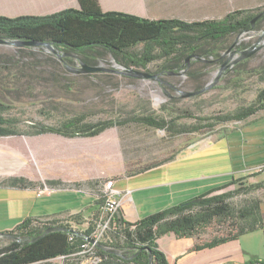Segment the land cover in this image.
Here are the masks:
<instances>
[{
  "label": "rangeland",
  "instance_id": "374dc122",
  "mask_svg": "<svg viewBox=\"0 0 264 264\" xmlns=\"http://www.w3.org/2000/svg\"><path fill=\"white\" fill-rule=\"evenodd\" d=\"M176 6H180L179 10L186 14L174 17L188 21L219 20L230 11L242 10L246 14L262 12L264 0H188ZM232 43H237L241 51L254 49L252 55L236 68L264 64V17L257 21L254 30L230 34L213 42L212 46L222 54ZM142 45L139 43L128 50L140 52ZM56 52L58 54L49 46L0 43V99L13 106L4 115L17 118V128L21 132L0 136V185H8L12 178L22 177L24 182L21 184L34 189L39 197L52 194L57 197L74 196L77 201L73 213L80 215L79 223L72 220L69 211L50 216L57 215L63 224H69L75 230L83 231L89 225L94 226L91 235L93 240L85 245L84 250L38 264H93L99 260L93 243L107 241L109 221L102 206L94 203L102 199L103 186L109 179L114 181L115 188L119 185L123 187H120L121 191L115 189L116 195L124 199L131 196L130 201L132 197L139 199L145 214L185 200L183 198L186 197L174 196V188L179 189L174 184L170 187L160 186L156 190L132 191V194L126 189L161 181L163 176L160 166L136 173L162 161L167 164L180 151L191 146H203L209 141L223 139L234 153L240 151V155L234 156L238 167L234 177L238 180L214 193L240 188L230 199L231 203L239 208L257 200L264 221L263 110L245 120L217 124L213 130L187 133H170L130 121L106 128L92 137L26 134L33 130L34 123L59 125L80 114H84L85 121L90 122L151 114L172 118L177 127L187 126L196 123L195 117L233 112L251 103L257 91L264 86L259 76H251L238 85L228 86L227 81L235 76L232 71L218 76V63L209 64L206 61L209 57L206 60L192 58L186 68L178 71L179 75L174 74L178 70L174 68L170 69L173 73L162 76L165 82L179 84V90L183 92L197 86L211 85L201 95L186 97L168 85L158 84V80L131 77L110 70L155 72L162 59L153 60L143 68L129 66L121 58L100 48L93 52L86 51V56L91 60L72 52L71 59L63 60L59 56L60 52ZM201 53L205 57L203 50ZM80 61L90 66H100L104 70L94 73L73 72L67 67L81 68ZM190 73H196L198 78L192 79ZM217 76L218 80L215 81ZM163 89H169V94H165ZM221 168L219 165L214 166L205 170L204 174L212 175ZM226 176L217 173L199 178L196 183L215 185L229 175ZM259 182L262 186H254ZM8 242L6 236L0 235V246ZM186 243V238L176 239L173 234L164 235L158 240L163 251L168 248L178 252ZM206 253L197 255L201 257ZM184 255L181 264H194V258L190 256L192 254Z\"/></svg>",
  "mask_w": 264,
  "mask_h": 264
},
{
  "label": "trees",
  "instance_id": "16d2710c",
  "mask_svg": "<svg viewBox=\"0 0 264 264\" xmlns=\"http://www.w3.org/2000/svg\"><path fill=\"white\" fill-rule=\"evenodd\" d=\"M79 3V8L68 7L45 15H0V38L47 43L60 53H76L86 60H91L86 56V51L93 52L100 48L135 67L145 68L149 62L162 59L158 70L166 72L183 68L186 58L189 57L190 60L194 56H202V50L205 56L211 55L215 48L212 46L213 42L233 33L254 30L260 20L252 25L258 13L246 14L242 10L230 11L219 20L148 18L120 11H102L98 0H79ZM139 43L143 44L140 52L128 50ZM232 72L235 76L227 81L228 86L238 85L251 76H259L264 82V64L252 68H235ZM191 77L197 79L198 75L191 73ZM168 90L163 89L167 95ZM12 107L0 99V136L21 134L17 128L19 120L4 115ZM261 110L264 111V86L257 91L251 103L240 106L233 112L195 117L196 123L187 126L177 127L172 118L151 114L94 122L85 121V115L80 114L59 125L34 123L33 130L26 134L52 133L67 137H92L106 128L121 126L130 121L170 133H187L203 129L213 130L217 124L245 120ZM163 164L164 161L156 163L136 174ZM237 180L231 174L221 183L211 185L183 201L144 214L134 221L127 220L118 206L109 219L107 241L93 243L95 254L99 256V260L93 264H177V258L166 255L158 244V239L168 234H173L178 239L193 238L194 243L188 251L194 252L236 240L239 236L257 229L263 230L264 239V221L257 200L238 208L230 199L240 188L214 193ZM23 182L22 177H14L8 185L27 187L21 184ZM254 186L260 187L262 183ZM105 199L106 194L103 193L102 199L96 200L94 204L104 209ZM71 218L77 223L80 222L79 214H73ZM51 227L61 229L45 232ZM93 231L94 226L90 225L83 231L75 230L69 224H63L57 215L45 218L25 217L12 228L0 232V235L9 239L6 245L0 246V264L48 263L58 256L77 254L93 239ZM256 263L264 264V258L259 260L251 257L243 264Z\"/></svg>",
  "mask_w": 264,
  "mask_h": 264
},
{
  "label": "crops",
  "instance_id": "0c3cea01",
  "mask_svg": "<svg viewBox=\"0 0 264 264\" xmlns=\"http://www.w3.org/2000/svg\"><path fill=\"white\" fill-rule=\"evenodd\" d=\"M187 1L98 0V4L102 11H120L148 18H161L185 15L186 12L179 10L181 7L176 5L185 4ZM68 7L79 8V0H0V15L10 17L45 15ZM236 155H240V151L234 153L223 139L209 141L203 146H191L180 151L171 162L159 167L163 176L161 181L131 190L127 188L126 191L132 194V191L156 190L160 186L170 187L174 184V187L179 186V189L174 188V196L178 195L186 197L183 199H187L195 195L194 193L197 194L211 185V183L197 184V179L199 181V178L217 175V173L225 176L234 175L238 170L234 159ZM218 165L222 167L219 172L212 173V175L204 174L206 173L205 170H210V168ZM182 184H184L183 187H181ZM186 184H189V186ZM120 187L119 185L115 188L114 184V189L117 191L122 190L123 187ZM54 195L39 197L36 191L29 187L0 185V232L12 228L28 216L44 217L63 211H69L68 213L71 215L74 214L75 208L73 206L77 201L74 196L57 197ZM117 197L120 200L119 206L127 220L134 221L145 214L142 211L143 206L139 199L135 200L132 197V201H130L131 196L124 199L123 196L118 194ZM79 205H82V203H79ZM186 242L178 252L168 248H164V252L166 251V255L171 258H177V264H181L180 260L184 253L192 254L190 256L194 258V264H243L251 257H257L259 260L264 258L262 229L243 234L236 240L196 252L188 251V248L193 245L194 239L186 238ZM202 252L207 253L201 257L197 255ZM187 254L184 256H187Z\"/></svg>",
  "mask_w": 264,
  "mask_h": 264
},
{
  "label": "flooded vegetation",
  "instance_id": "af4514ba",
  "mask_svg": "<svg viewBox=\"0 0 264 264\" xmlns=\"http://www.w3.org/2000/svg\"><path fill=\"white\" fill-rule=\"evenodd\" d=\"M264 17V11L262 12H259L258 15L254 18L255 20L252 21V25H254L256 22V20H261L262 18ZM240 46L237 44V43H232L231 45H229L227 47V49L221 54L217 51H215L214 49L212 50L211 52V55H208V56H194L193 58H196V59H200V60H206V58H210V59H207L206 61L209 63V64H216L218 63L219 65V70L218 72H221V76L223 74H227L229 71H232L236 68L237 64L240 63L241 61L243 60H246L248 58H245V59H242L240 61H237V62H234L240 55ZM59 56H61V58H63V60H69L72 58L73 54L71 53H60ZM191 59V58H190ZM189 59H186V62H185V65L183 67L186 68L188 65H189ZM81 62V61H80ZM68 68H71V70H73V72H80L79 71V67H71V66H68ZM179 70H182V68L178 69L176 72H174L175 75H179L178 71ZM152 74H156L157 78H154L152 77V79L154 80H158L159 82H157L158 84H161L162 86H165V85H168V87H170L171 89L174 88V90H177L179 94H181L182 96L187 93V92H190V91H186V92H183L181 90H179V87L180 85L179 84H171V83H168V82H165L163 79H162V76L166 75V74H170V73H173V71H166V72H162L160 70H158V67H157V70L155 72H150ZM191 75V73H190ZM205 85L201 86V87H195L193 90L191 91H197L199 89H202L204 88ZM205 92V91H204ZM203 92L199 93V94H194V95H201ZM194 95H191V96H194ZM189 97V96H187Z\"/></svg>",
  "mask_w": 264,
  "mask_h": 264
},
{
  "label": "water",
  "instance_id": "95a60500",
  "mask_svg": "<svg viewBox=\"0 0 264 264\" xmlns=\"http://www.w3.org/2000/svg\"><path fill=\"white\" fill-rule=\"evenodd\" d=\"M0 43H11V44H15L18 46H38V45H42V44L49 46L47 43H41V42H37V41H9V40H5V39H1V38H0ZM49 47L54 53L58 54L54 48H52L51 46H49ZM253 52H254V49L241 51L239 57L234 62H237L241 59L250 57ZM186 59H189V57ZM80 63L82 65L81 68L79 69L80 72H91L92 73V72H98V71L104 70V68H102L100 66H90V65L85 64L82 61ZM110 70L115 71V72H122L128 76L137 77V78H152V77L157 78L156 74H152L150 72H145V71L129 70L127 72H123V71H118L115 69H110ZM220 74H221V72L218 73V76ZM218 76L215 78V81L218 80ZM210 86L211 85H206L204 88L199 89L197 91L187 92L183 96L187 97V96H191L194 94L201 93L205 90H208L210 88ZM58 229H61V228L51 227V228H48L45 232H48L50 230H58ZM90 240H93V239H90ZM150 260H151V256L149 255V262H150ZM256 264H262V263H256Z\"/></svg>",
  "mask_w": 264,
  "mask_h": 264
},
{
  "label": "built area",
  "instance_id": "2783aa9c",
  "mask_svg": "<svg viewBox=\"0 0 264 264\" xmlns=\"http://www.w3.org/2000/svg\"><path fill=\"white\" fill-rule=\"evenodd\" d=\"M103 192L106 194L104 210L108 214L107 221H109L111 215L117 210V207L120 203L117 195L115 194L116 190L114 189V181L112 179H109L105 182L103 186Z\"/></svg>",
  "mask_w": 264,
  "mask_h": 264
}]
</instances>
